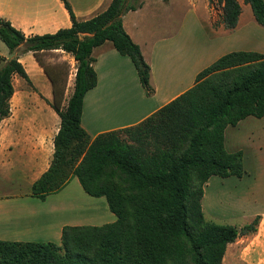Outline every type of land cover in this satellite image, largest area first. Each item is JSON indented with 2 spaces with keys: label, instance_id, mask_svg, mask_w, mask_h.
Wrapping results in <instances>:
<instances>
[{
  "label": "trees",
  "instance_id": "1",
  "mask_svg": "<svg viewBox=\"0 0 264 264\" xmlns=\"http://www.w3.org/2000/svg\"><path fill=\"white\" fill-rule=\"evenodd\" d=\"M71 27L53 34L25 36L0 18V40L14 55L31 52L52 86L51 108L60 119L52 161L31 186L41 201L75 177L93 198H105L116 217L101 226H64L60 245L0 241V264H221L227 245L256 231L259 217L239 230L206 221L203 186L212 176L241 178L242 153L224 149V130L240 120L264 116V55L232 52L197 74L195 84L139 124L91 139L81 126L83 98L97 83L94 48L109 42L129 57L146 96L153 94L150 67L122 26V16L140 6L112 0L103 12L78 21L61 0ZM223 4L222 23L234 29L236 0ZM264 27V0H245ZM61 50L76 62L73 89L64 101L65 83L40 54ZM31 85L18 58L0 68V122L10 115L12 78Z\"/></svg>",
  "mask_w": 264,
  "mask_h": 264
},
{
  "label": "crops",
  "instance_id": "2",
  "mask_svg": "<svg viewBox=\"0 0 264 264\" xmlns=\"http://www.w3.org/2000/svg\"><path fill=\"white\" fill-rule=\"evenodd\" d=\"M66 1L75 19L84 21L106 10L112 0ZM138 1L140 6L122 16V26L150 67L153 94L145 95L129 57L120 55L109 42L94 48L91 56L97 83L83 98L80 121L91 139L139 124L190 89L197 74L223 55L239 51L264 55V27L256 22L245 0H236L240 14L231 30L224 27L223 4L216 1ZM0 18L26 37L71 27L61 0H0ZM12 57L23 65L31 85L13 76L10 115L0 122V241L60 245L62 228L67 225L60 218L68 210L82 211L84 191L72 177L62 190L43 201L31 196L32 184L51 164L60 119L49 105L51 83L32 53L0 54V68ZM223 145L228 153H242L245 174L241 178L210 177L203 186L202 211L207 210L221 224L240 221L236 228L259 217L252 242L264 249V116H248L227 126ZM79 194L81 201L76 197ZM86 198L97 207L87 208L90 219L98 221L95 226L116 220L105 198Z\"/></svg>",
  "mask_w": 264,
  "mask_h": 264
},
{
  "label": "rangeland",
  "instance_id": "3",
  "mask_svg": "<svg viewBox=\"0 0 264 264\" xmlns=\"http://www.w3.org/2000/svg\"><path fill=\"white\" fill-rule=\"evenodd\" d=\"M138 0H125V6H136ZM7 47L1 42L0 40V54H7L8 53ZM19 51H24L22 47ZM65 58H62L64 57ZM40 58L46 65H51V70L55 73L57 77V85H62L65 83V94H64V101L68 100L69 96L71 95L72 87H73V74L74 69H76L77 64H74L67 55V53L63 54H56L53 52H44L40 54ZM50 63V64H49ZM54 63V64H51ZM0 65H2V59L0 58ZM75 65V66H74ZM110 121V119H104L103 122ZM216 183L213 182V187ZM82 196L84 197L83 202L80 203V206L83 208L82 211H75L66 213L62 215L60 220H65L67 223L66 226H80V225H92L95 226L98 221H93L90 219V212H88L87 208L94 209L97 208L93 204V201L88 200L85 197H90L89 195L85 194V192L81 191ZM82 196L76 195L79 201L82 200ZM97 206V205H96ZM216 208L218 209L217 205ZM101 214V213H100ZM203 217L206 221H213V222H221L220 219H216L214 217H210L208 215L207 210L202 211ZM93 217V216H92ZM217 217V216H216ZM240 221L232 222L233 226L239 225ZM239 230L240 228L237 227ZM253 240V233L239 235L235 241L229 245H227V250L225 255L223 256L221 264H264V249L259 248ZM60 244V243H59Z\"/></svg>",
  "mask_w": 264,
  "mask_h": 264
}]
</instances>
